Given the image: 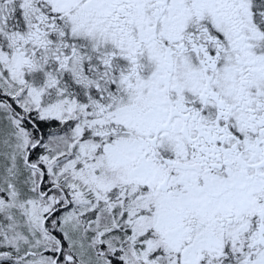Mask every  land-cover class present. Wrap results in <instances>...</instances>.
Segmentation results:
<instances>
[{"label":"snow or ice","instance_id":"obj_1","mask_svg":"<svg viewBox=\"0 0 264 264\" xmlns=\"http://www.w3.org/2000/svg\"><path fill=\"white\" fill-rule=\"evenodd\" d=\"M0 264H264V0H0Z\"/></svg>","mask_w":264,"mask_h":264}]
</instances>
